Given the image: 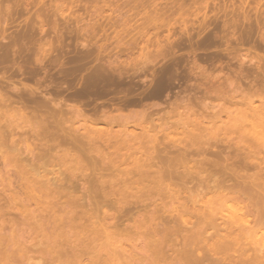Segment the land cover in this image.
<instances>
[{
    "label": "bare ground",
    "instance_id": "bare-ground-1",
    "mask_svg": "<svg viewBox=\"0 0 264 264\" xmlns=\"http://www.w3.org/2000/svg\"><path fill=\"white\" fill-rule=\"evenodd\" d=\"M183 3L180 2V5L182 6ZM181 17L179 16V18ZM15 40L12 42L15 44L19 42ZM10 43L8 42V44ZM14 43L10 44L13 49ZM206 43L208 44L201 43L199 45V42L198 45L196 44L197 49L195 50L193 46L189 45V52L187 47H185L186 54H184L186 51L183 48L184 50L181 52H183L184 56L173 55L172 53L175 52L176 48L167 57V54H163L164 50L162 51V49L165 48H162V45H159L158 49L157 47L155 48L158 50H156L157 54H154L153 51V53L151 52L152 54L148 53L146 47L144 51L147 53L142 50L144 56H141V60L138 58L139 62L133 61L134 63H132L129 59L127 64L126 62H124V65L123 63H116V66H103V63L102 67L97 66L99 67L96 68L97 70L93 69L94 71L87 72V76L85 75V79L81 80V85L79 84L80 87L77 85L78 88H74L72 83L64 82L62 84L69 86H63L60 83L62 86L60 89L62 90L53 86L56 89L54 88L55 91L53 90L52 93H45L44 91L46 90L43 87L44 91H41V88H37L30 95L27 92L29 97H26V101L28 98V102L31 101L34 104V112L33 110L31 111L34 117L40 118L41 114L44 113L43 116L46 118L45 114L53 112L50 117L52 115L53 125L51 126L54 127L52 131L48 130L52 132L51 134L55 138L53 140L57 141L60 146L64 144L69 149L76 148L80 155L76 157L79 158V161L75 162L80 164L84 162L85 165L86 163L100 164L101 171L92 177H85L91 183L88 182L91 186H86L87 188L84 186L86 191H83L89 195L87 197L83 194V191H79V195L77 194L76 189L79 185H74V181H69L72 189L62 188V191H59V189L57 191L56 187L52 189L55 186L54 184H56L55 180L54 182L48 177L40 176L42 177L41 180L39 179L40 177L33 179L35 185L32 186L30 179L27 177V171L21 169L22 167H18L16 174L22 182L21 188L25 190V197L23 199L20 197L17 205L19 207L15 209L19 210L22 218L17 219L18 221L12 220V218L8 219L7 213H5L8 209L5 211L0 207V264H38L33 261L37 258L50 264H264V104L261 107H257L254 101L245 100L243 103H245L246 108L239 109L237 114L234 113L236 117L231 120L232 124L224 127V130H230L233 134L238 133L239 141L235 146L233 143L230 144V141H225L230 139L231 135H227L224 138L219 136L218 132L223 131L221 129L223 125L222 127L220 125V127L217 126L218 123H214L215 119H211L213 124H211L212 122L207 124V122L205 123L202 120L203 118L199 119L201 116L198 117L192 114L194 118L190 115L189 119L186 120H184L185 117H180L178 121L174 119L173 122L177 121L174 124L169 123L165 126L164 123L165 129L163 126H160V128L155 126L148 128L145 126L146 124H140V128L144 130L142 138L133 135L130 139H123V137H120V139L118 135H115L117 134L115 131L114 135L110 131L109 133L103 131L106 133L107 138L104 137L103 133L101 136L98 135L103 141L99 147L101 151L102 148L105 150L112 148L114 153L111 151V157L104 159L103 154L98 156L99 152H97L96 155L101 161L98 158L95 159L96 155L94 157L89 153L94 152L90 149L92 147L95 148L97 145V139H94L91 133H94L93 130L99 124L108 123L111 106L113 107L117 104L120 106L121 104L129 108L131 106L135 108L143 107L145 118H150L153 121V117L158 113L156 114L155 111L150 110L151 108H146L148 104H144V102L147 99L160 98L167 94L165 96L168 97V100L174 93V103L179 100H182L180 103L190 100L192 101L191 103L196 104L200 101L204 103L212 91V95L214 92L217 94L219 88L214 86L215 83L213 84V82L220 79L214 81L216 77L213 71L217 66L222 69L224 64L221 62L219 63L220 65L218 63V65H215L217 61L207 60V57L206 60H204L205 57H202L203 59L200 57L202 59L200 60L197 54L198 50H205V48L207 50L208 46H212V44L209 45L211 42ZM8 44L2 46L3 48L5 47V50L1 48L5 52L3 51L1 53L3 55H0V61L3 62H0V65L2 66L6 63L7 68L10 63L6 61L13 58L12 61L10 60L12 63L15 58L12 56L13 53H10L12 52V47ZM7 46L11 50L6 49ZM215 46L213 44V47ZM167 49H165L166 52L168 51ZM178 49L180 51L181 48L177 46ZM187 54L195 55V57L187 56ZM10 55L12 58L9 57ZM13 55H16L15 51ZM155 55H157L158 60V57L163 58L161 60L163 63L159 64L158 70L152 68V65L156 64ZM153 57H155V60L152 61ZM100 61L103 60L100 59ZM161 62L159 61V63ZM75 63H71L74 65H71L72 67L68 66L67 75L74 74V69L72 68H76ZM79 63L81 64V62ZM12 64L15 65V63ZM138 66L142 67L140 70L142 76L140 73L137 75V72H135L134 67ZM11 67L15 68L14 66ZM131 70L137 76L143 77V74H145L144 77L146 78L149 72H153L155 75H153L154 82L158 85L155 91L154 89L152 93L148 91V95L140 92L139 87L141 85L139 86V80H136L139 77L136 78ZM209 70L212 72H209ZM141 77L139 79L143 80ZM194 78L195 80H193ZM191 80L195 82L192 81L193 84L191 86H194L189 88L188 84L189 82L192 83ZM50 84L53 85V83ZM207 89H211V92H208L209 96L206 94ZM203 92L205 93L202 95ZM27 93L23 94L26 95ZM202 97L206 98L202 100ZM190 101L188 102L189 104H191ZM32 104L31 106H33ZM185 105L188 106V104ZM64 106H67L66 110L67 108L74 109L76 114L84 117L86 124L90 123V126H84L83 130L80 128V130L75 131L69 130L70 128L65 129L64 125L59 128L58 125L61 122L58 121H63L65 117L63 115L67 114ZM119 106L114 107L120 109ZM122 106L121 108H123ZM50 108H56L57 112L54 113L55 111ZM77 109H79V112L76 111ZM68 110L70 111V109ZM69 111L67 112L70 113ZM217 112L219 114V111ZM223 112L221 111L220 113L221 118ZM118 113L120 114V112ZM237 116L238 120L235 119ZM119 118H117L118 123L120 122ZM41 119L43 118L41 117ZM170 121L172 120L170 119ZM122 122L124 121L121 120ZM18 123L20 124V122ZM133 124L135 123L133 122ZM149 124L153 123L150 122ZM127 125L129 126V123ZM135 125H138V123ZM109 128L111 129L112 126ZM120 128H123V126ZM95 133H97L96 130ZM231 140L233 139L231 138ZM232 145L236 148V152L234 150V153L232 150H230L232 152H226L227 148L232 147ZM7 161L8 165L11 166L9 157ZM251 171L253 172L250 173ZM44 179H47L48 183L51 181V183L48 185ZM88 183L84 182L85 185ZM16 194V197H18V193ZM91 194H93V197L90 196ZM85 196L89 199H86ZM32 205H35L33 210L31 208ZM104 206H110L113 212L110 213L106 208L103 209ZM26 225L32 226L31 230L37 235L36 238L40 234L41 239L39 241H36V238H32V241L35 242L30 245H27L28 242L26 243V241L24 243L23 240L21 241V235L25 231H22L23 229L20 226ZM133 238L140 240L142 253L139 255L134 254L138 245L131 243Z\"/></svg>",
    "mask_w": 264,
    "mask_h": 264
},
{
    "label": "rangeland",
    "instance_id": "rangeland-1",
    "mask_svg": "<svg viewBox=\"0 0 264 264\" xmlns=\"http://www.w3.org/2000/svg\"><path fill=\"white\" fill-rule=\"evenodd\" d=\"M134 1L135 0H0V50H1L0 55L5 50L4 49L5 47L4 48L2 47L3 45L4 46L5 44L7 45L8 42L14 43L12 41L15 39H16L15 41H19L16 42L17 45L14 43L15 45V46L13 45L14 49L11 46L12 45L11 43H10L11 45L8 44L9 46L12 47V52L10 53L14 54L15 51L16 55L12 54V56L18 58L19 60L14 58V61L12 63H15V65L12 64L11 61L13 60V58L10 55L9 57L12 58V60L9 59V61L6 62H9L10 64H12L11 66H14L15 68L11 67L10 64L8 65L7 68L5 62H4L5 64H3L2 66L0 65L2 67V68L0 67L1 69L0 70V104H1L0 105V117H1L0 138H2L0 140V144L3 147L2 148L0 145V151H2L0 152V207L2 210L5 211H7L8 209V211L5 212L7 213L8 219L12 218V220L14 219L16 221L17 219L19 220L22 218L19 210L15 209L16 207H19L17 205L20 197L21 199L25 197V190L24 188H21L22 182L20 181V179H18L16 174L17 169L22 167L21 169H25L27 171V177L28 179H30V183L32 186L35 185L33 179L38 178L40 176H45L46 178L48 177V179H50L51 181L55 180L56 182L55 181L54 182L56 184H54L55 186L53 185L54 187L52 189L56 187L57 191L58 189L59 191H62L63 190L62 188L72 189L69 181H74V185H79L76 189L78 192L76 193L78 195L80 193L79 191H83V190L86 191L85 190L86 186H91L90 185L91 183L88 181V178L86 179L85 177L87 176L92 177L101 171V168L99 166L100 164L86 163L85 165L84 162H81L82 164H80L79 162H75L79 159L76 157H79L80 155V153H78L76 148L69 149V147L64 146V144L60 146L58 145L59 143L57 141L55 142L53 140L54 136L51 134L52 132H49L52 131L54 127L51 126L53 125L52 115L50 117V114L53 112L45 114L47 119L44 118L43 116L44 113L41 114V117L43 119H41V117L40 118H37L36 116L34 117L33 115L34 104H32L31 101L28 102L29 101L28 98L26 101V97H29L30 93L36 90L37 88L39 89L41 88L40 89L41 91L46 90L44 91L45 93H52L53 90L55 91L56 87L60 89V87L62 88L61 85L67 86V84L65 85L62 84L64 82L72 83V85H74V88L75 87L78 88L77 85H79L82 82L81 80L85 79V75L87 76L89 71L91 72L93 69L97 70L96 68L102 67L103 63H104L103 66H107V65L116 66V63L117 64L123 63L124 65V62H126L127 64V61H129V59L131 60L130 62L132 63L139 62V60H141L140 58L144 56L143 55L144 53L150 52V54H152L154 52V54H157L158 52H156V50L159 48V45H162L161 47L162 48L164 47L165 49H167L169 46L170 47L174 46L171 48L169 47L167 49L168 50L167 52L165 49H162V51L164 50L163 54L165 55L167 54V57L169 56L168 55L169 53L171 54L172 52H174L175 48L176 50L174 53H172L173 55L184 56V54H186L188 51L189 45L193 46L195 50L197 49L196 46L198 45L199 42H200L199 45H201V43L208 44L206 42L209 43L211 42L209 45L212 44V46H210L212 49L208 46L207 50L205 48V50L204 49H202L201 51L198 50V53L197 52L196 53L198 54L199 58L205 57L204 60H206L207 57V60H212V61L214 60L215 62L217 61L215 65L221 62L224 64L223 65L224 69L223 68L220 69V66H217L216 68L218 70L215 68V70L213 71L215 74L212 73L216 77L214 78V81L216 79H220V80H216L219 82L216 81L213 82V84L214 83L216 84V85L214 84V86L219 88L217 92L218 95L215 92L212 95L213 91L211 92L210 91L211 89H207L206 94H208V92H211L210 93L211 95L208 94V96L210 95L208 99L206 98L207 96L202 97L201 98L202 100H204V98H206L207 100L205 99L203 103L199 99L200 102H197L196 104L191 103L192 101L189 100L192 106L191 104L188 103L189 101H186L187 98L185 100L186 101L185 103L181 102L182 105L180 103V101L182 100H179L178 102L176 101L174 103L175 100V98L173 99V96L175 95L174 93L171 97L172 99L171 98L168 99L169 101L167 100L168 97L165 96L167 94L161 96L160 98L153 97L151 99H147L145 101L146 103L144 102V104H148V107L146 106L145 107L147 109L151 108L150 110H152L153 112L155 111L156 114L158 113L156 115L157 117L156 116L153 117V121L150 118H145L143 107L135 108L134 106H131L129 108L126 106L124 107L121 104L120 106L119 104H117L120 107L119 109L114 107V106L118 107L117 105H114L113 107L111 106L110 109L113 112L110 111L108 115L110 122L108 121L107 124L101 123V125L103 126L99 124L100 127L99 126L95 127L97 133H95V130L91 129L94 131V133L91 134H93L94 139L95 138L97 139L96 144L98 146L96 145L95 148L92 147L90 150L94 152H89V153L95 157L97 152H99L100 155L98 154V156H101L103 154L102 156L105 157L104 159L110 158L112 153H114V150L112 148H110V150L109 149L105 150L102 148L101 151V148L99 146L103 143V141L99 136H101L102 133L105 138H107L106 133H109V131L110 133L112 132L111 133L112 135H114L116 132L117 134L115 135H118L119 138L123 137V139H128V138L130 139L131 137H133V135L134 136L137 135L138 137L142 138V136H144V130L140 128L141 127L139 126L140 124L142 125L146 124L145 126H147L148 128H150L151 126H155L157 128L163 126V128L165 129L166 128L165 126H167L169 123L174 124L175 122L180 120V117L182 118L185 117L184 120L189 119L190 115L192 117V114H195L198 117L201 116L199 119L203 118L202 120L205 121V123L207 122V124L210 122H212L211 124H213L212 120L215 119L214 123L216 124L218 123L217 126L220 125L222 127L223 125V128H221L223 129V131L221 130V132H218L219 136L224 138L227 135L228 136L231 135V138L234 140V142L233 140H231L230 137H229L230 139L225 141H230V144L233 143V145L235 146L236 143L239 141L238 133L233 134L231 133L230 130H224V127L225 126L227 127L228 125L232 124L231 120H233L234 117H236L235 114L238 113L239 109L241 110L246 108L245 103H243L245 102V100L247 101L249 99L254 101L257 107L258 106L261 107V105L263 106L264 104V0H195L196 2L194 0L193 1L183 0L184 3L181 0L180 1L179 0L178 1L136 0L135 1L136 4L134 3ZM177 2L179 3L177 4ZM180 2L183 3L182 6L180 5ZM180 8L181 10H179L180 11L179 12L178 9ZM152 14L156 16L154 15L152 16ZM179 16L180 17L184 16V17H181L182 18L181 19L179 18ZM213 44L214 46L215 45L216 46L213 47ZM9 46H7L6 49L11 50ZM177 46L178 48H181L180 51L179 49L177 50ZM217 46H219L218 47L219 49L216 48ZM146 47H147L146 50H148L147 52L144 51ZM156 47L157 49H155ZM185 47H187V51ZM1 48L4 50H2ZM150 49L151 51H149ZM142 50L144 51V53L142 52ZM183 50L186 51L184 52V54L183 52H181ZM87 53L90 54L88 55ZM93 55L94 57L97 58H94ZM188 55L190 54H187V56ZM191 55L190 57L193 56L195 57V55L192 56ZM156 56L157 55H155V57ZM155 57H153L152 61L156 59L155 61L156 64L152 65V68L158 70L160 65L163 63L161 62L163 58L158 57L159 58L158 60L157 57L156 58ZM201 58L200 60L203 59ZM100 59L103 61H100ZM159 61L161 63H159ZM75 62L77 63L81 62L83 66L80 63L77 65V63ZM71 63L73 64L75 63L76 68L74 67L72 68L74 69L73 72L75 75L74 74L67 75L68 72L66 71L69 70V67L72 65ZM156 65L158 66L156 67ZM81 67L82 68L84 67V69H82ZM139 67L140 66L136 68L134 67L135 72H137L136 73L137 75L139 73L141 74L140 70L142 67L140 68ZM22 70L24 71L22 72ZM81 71H83L84 73ZM210 71L211 70H209V72ZM5 72L8 73L6 74ZM65 72L66 74L64 75ZM77 74L79 75L77 76ZM136 74L133 71V75L136 76V78L137 77L140 78L142 76V74L141 76H137ZM153 75H154L153 72L152 73L149 72L147 74V78L144 77L145 74H143V77H141L143 80L139 78L136 79L137 81L139 80V86L141 85L139 87L140 92H143L144 94L147 93L149 94V92L151 93L153 92V89L155 91L158 85L157 83L155 84L154 82L155 75L154 76ZM42 78H44L45 80L44 79L41 80ZM39 80H41L42 82L41 81L37 82ZM193 80H195V78ZM193 80H191V82ZM76 82L79 83L77 84ZM193 82L192 83L189 82V84L187 83L189 88H192L194 86V85L191 86ZM50 83H53V85ZM73 83H75L76 85ZM38 84L40 85V87H38L39 86ZM45 85L47 88L45 87ZM42 87L44 90L42 89ZM27 92L29 93V95ZM23 93H27V94L25 95ZM204 93L205 92H203L202 95ZM22 97L24 98V100ZM176 103L178 106L180 105V107H178ZM31 104L33 106H31ZM185 104H188V106ZM121 106L123 108H121ZM64 107H65V113L67 114L63 115V117L65 116L63 121L61 120L58 121L61 122V124L59 123L58 125L59 128H62L64 125L65 129L70 128L69 130L75 131L78 129L80 130V128L83 130L84 126H90L89 125L90 123L86 124L87 122L85 121L84 117L80 116L79 114H76L74 109L67 108L66 110L67 106ZM68 109H70V111ZM32 110L33 112H31ZM52 110L55 111L54 113L57 112L56 108L55 109L53 108ZM78 110L79 109H77L76 111L79 112ZM114 110H116L117 112ZM216 110L219 111V114ZM67 111H69L70 113H68ZM167 111L171 113H168ZM221 111H224L222 113V118L220 115ZM118 112H120V114ZM216 113L218 114V116ZM137 115H138V119H137ZM111 116H113L112 117L113 120H111L112 119ZM132 116L133 118H131ZM118 117L121 118V119L119 118L120 120L119 123L117 119ZM154 119H155V124H154ZM170 119L172 121H170ZM174 119L177 121L173 122ZM235 119L238 120V116ZM17 120L18 122H20V124L17 122ZM121 120H123L124 122L121 123ZM140 120H142L143 122L142 121L140 122ZM218 121L220 122V124ZM130 122L132 123V125H130L131 124ZM133 122L135 124L138 123V125L133 124ZM150 122L153 124H149ZM123 123L125 124V126ZM128 123L129 126L127 125ZM164 123L165 126L163 125ZM16 124L19 126H17ZM6 126L9 127L7 128ZM108 126L109 127L112 126L111 129L113 131ZM121 126H123V128H120ZM103 131H106V133H104ZM233 145L232 147L227 148L226 152L229 153L230 150L232 151L234 150L236 152V148ZM107 150L110 152L108 153ZM6 153L7 155H5ZM74 156L75 158H73ZM8 157L11 159V166L8 165V161H7ZM97 158L98 160H100L99 157H97L96 155L95 159ZM252 172L253 171H251L250 173ZM82 174H84L83 175L84 177L82 176ZM41 178L42 177H40L39 179L41 180ZM83 178L85 179L83 180ZM45 181L47 182V179ZM51 181H49V183H51ZM84 182L85 183L89 182L90 184L88 183L85 185ZM16 193H18L19 195L18 197H16L17 195ZM83 194H85V192ZM10 195L12 196L11 198ZM85 195L87 197L89 196L88 194ZM92 195L93 194H91L90 196L93 197ZM86 196L85 198L89 199ZM16 199L17 201H15ZM10 200H12L13 202L12 201L10 202ZM31 208L32 210L35 209V205H32ZM105 208L107 211H110V213L113 212L110 206H104L103 209ZM31 227L32 226L30 225L28 226L26 225L23 227L20 226V228L23 229L22 231H25V233L21 235V241L23 240V243L24 241H26V243L28 242L27 245L33 244L35 241H32V238L35 239L37 236L31 230ZM40 239L41 236L39 234V236L36 238V241H39ZM133 239L131 240L133 241L131 243H133V245L136 246L138 245V248L135 249L134 254L139 255L142 253V249L140 247V240L138 239L133 240ZM33 261L34 263L36 262L38 264H50L45 262L44 260H41L40 258L34 259ZM39 261H41V263H39Z\"/></svg>",
    "mask_w": 264,
    "mask_h": 264
}]
</instances>
